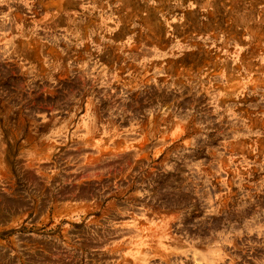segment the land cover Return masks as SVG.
Masks as SVG:
<instances>
[{"label":"rangeland","instance_id":"obj_1","mask_svg":"<svg viewBox=\"0 0 264 264\" xmlns=\"http://www.w3.org/2000/svg\"><path fill=\"white\" fill-rule=\"evenodd\" d=\"M0 264H264V0H0Z\"/></svg>","mask_w":264,"mask_h":264}]
</instances>
